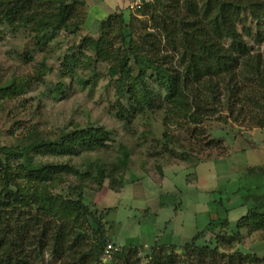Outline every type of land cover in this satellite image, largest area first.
<instances>
[{"label":"rangeland","instance_id":"374dc122","mask_svg":"<svg viewBox=\"0 0 264 264\" xmlns=\"http://www.w3.org/2000/svg\"><path fill=\"white\" fill-rule=\"evenodd\" d=\"M61 1L73 10L67 29L36 33L35 22L27 17L14 26L0 23V143L16 150L13 168L33 141L45 145L42 152H29L33 163L72 165L80 171L98 163L107 173L113 168L115 177L112 183L103 180L100 188L73 175L55 176L58 172L47 174L37 187L20 183L17 177L16 181L46 200L59 194L76 197L80 190L75 188L81 186L83 202L98 209L111 235L112 248L102 264L118 262L130 248L137 250L140 264L150 261L153 247L182 256L179 247L192 243L191 238L216 219L227 218L229 224L219 225L215 232L230 237L235 221L254 205L253 196L264 193V128L218 115L190 125L176 114L184 115L185 108L179 105L170 111L161 99L162 87L151 78L147 85L160 93L156 106L127 121L129 102L120 97L109 69L125 58L124 52L114 51L121 33L133 27L137 37L149 28V20L131 10L125 14L126 23L131 18L128 30L114 12L107 17L106 33L100 27L107 18L101 20L99 13L98 20L92 14L87 18L83 0ZM243 22L254 33H264V20L257 25L246 16ZM245 28L238 25L243 34ZM254 35L244 38L250 47L262 50L264 42L256 43ZM128 65L135 68L132 61ZM97 127L109 138L98 148H87L89 141L83 142L81 136ZM193 128H201L202 134H191ZM210 139L219 141L209 145ZM123 150L129 157L126 169L118 166ZM0 183H5L3 175ZM208 240L204 235L196 241L225 253L240 249L264 257V229H241L239 241L230 247L222 244L224 239L218 244ZM50 262L44 256L41 263Z\"/></svg>","mask_w":264,"mask_h":264},{"label":"trees","instance_id":"16d2710c","mask_svg":"<svg viewBox=\"0 0 264 264\" xmlns=\"http://www.w3.org/2000/svg\"><path fill=\"white\" fill-rule=\"evenodd\" d=\"M137 11L147 17L150 29L144 28L136 37L130 26L131 15L126 23L125 14L116 13L131 30L121 33L120 46L114 50L125 53V62L123 59L118 65L111 64L109 69L120 97L126 96L129 102L127 121L152 112L156 106L154 99L157 101L160 93L147 85L146 79L151 78L162 87L161 99L170 105V111L179 105L185 108L184 115L176 114L185 117L190 125L199 126L204 119L218 115L238 124L264 128V48L253 49L244 38L255 34V42L262 44L264 33H254L243 24L246 16L257 25L264 20V0H152ZM71 15V6L61 0H0V23L14 26L16 20L27 17L35 22L32 31L36 33L67 29ZM109 18L100 27L106 33L104 25L110 24ZM238 25H243L246 34ZM103 37L100 40H105ZM95 47L96 58H100L98 42ZM131 61L135 68L129 67ZM106 134L101 127L90 128L81 138L89 141L87 148H98L108 140ZM191 134L201 135L202 129L193 128ZM218 141L210 139L207 144ZM44 146L31 141L20 154L22 162L13 168L11 158L17 155L16 150L0 143V175L5 179L0 183V264H42L44 256L50 257L52 262L48 264H102L111 235L106 232L103 215H97L98 209L83 202L81 186L75 188L80 190L76 197L59 194L46 200L36 189L20 183L24 180L29 187H37L47 180V174L58 172L55 176L73 175L81 181L96 182L100 188L106 178L112 183L114 169L107 173L98 163L86 171L72 165L33 163L29 152H42ZM50 150H55L54 145ZM119 159L118 166L126 169V150ZM15 177L22 181L18 183ZM212 224L198 231L192 243L179 247L182 256L153 247L146 264H264V257L252 252L236 249L225 253L206 241H196L209 235L208 241L218 240V244L224 239L222 244L230 247L239 241L241 229H262L264 201L235 221L228 238L215 232L219 225L229 224L227 218L212 220ZM128 251L114 264H140L137 250Z\"/></svg>","mask_w":264,"mask_h":264},{"label":"crops","instance_id":"0c3cea01","mask_svg":"<svg viewBox=\"0 0 264 264\" xmlns=\"http://www.w3.org/2000/svg\"><path fill=\"white\" fill-rule=\"evenodd\" d=\"M136 1L138 0H83L82 2L86 5V10L88 11L87 18L92 14L95 16V19L98 20L97 13H99V15L102 14L101 20H104L114 12H122L124 14L129 13L131 10L128 9V4ZM252 200L254 205L250 208L257 206L264 201V193L254 195ZM262 229H264V227Z\"/></svg>","mask_w":264,"mask_h":264},{"label":"built area","instance_id":"2783aa9c","mask_svg":"<svg viewBox=\"0 0 264 264\" xmlns=\"http://www.w3.org/2000/svg\"><path fill=\"white\" fill-rule=\"evenodd\" d=\"M152 0H138L136 2L133 3H129L128 4V9L129 10H134V9H138L140 8L144 3L146 2H150ZM112 245L109 243L106 245V247L104 248V253H103V259H105L106 257L109 256L110 251H111Z\"/></svg>","mask_w":264,"mask_h":264}]
</instances>
